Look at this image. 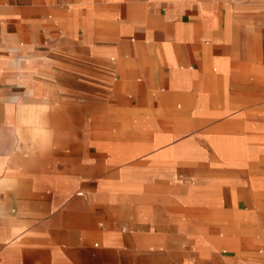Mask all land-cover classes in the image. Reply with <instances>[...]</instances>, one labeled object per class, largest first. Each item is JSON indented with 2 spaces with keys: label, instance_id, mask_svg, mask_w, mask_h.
<instances>
[{
  "label": "crops",
  "instance_id": "1",
  "mask_svg": "<svg viewBox=\"0 0 264 264\" xmlns=\"http://www.w3.org/2000/svg\"><path fill=\"white\" fill-rule=\"evenodd\" d=\"M16 1L0 0V264H264L230 237L236 214L184 211L231 205L247 151L264 155V5Z\"/></svg>",
  "mask_w": 264,
  "mask_h": 264
},
{
  "label": "rangeland",
  "instance_id": "2",
  "mask_svg": "<svg viewBox=\"0 0 264 264\" xmlns=\"http://www.w3.org/2000/svg\"><path fill=\"white\" fill-rule=\"evenodd\" d=\"M233 2L235 5L241 4L245 6L251 4L264 5V0H234ZM10 4L16 5L19 3L16 0H11ZM30 27L31 24H24V26L21 29L24 36L32 35ZM260 53H261V49H260ZM255 66H256L255 67L256 71L264 70L261 60V54H260V60L255 64ZM256 79L257 82L264 85V74H261V76L257 77ZM68 126H70L72 130L77 127V125L73 123L69 124ZM249 142L250 141H248L247 143ZM259 142H262L261 146ZM256 146L264 148V138L258 141L256 143ZM245 159L248 167L253 165L252 164V160H253L254 169L247 168L246 173H248V180L246 185L243 184L242 186H240V188L237 187L235 189L234 188L232 189L233 191H235V193L233 194L232 197H230V201H232L230 202L231 205L226 203L221 205L222 201H225V199L219 200V195L216 194L215 198L217 200H215L214 203L212 202L207 204L205 203L203 204V206H200V208L194 206L192 209L187 208L184 211L191 210L192 212H196V213L197 212H223V213L230 212L236 214L235 218L231 220L232 230H230L231 233L229 232L231 234L230 237L238 238L240 240L243 239V241L246 240L245 242L246 252L249 255V257H258V256L264 257V155L253 157L251 151L248 150ZM257 171L260 173V175L257 173ZM230 183L236 185L235 181H231ZM238 192L242 193L243 195L245 194L244 196L246 198V204L244 203L241 197L239 198L236 195ZM235 201L236 203H234ZM252 213L255 214L254 218L248 219L249 216H252L251 215ZM194 222H195L194 225H196L199 228L212 227L220 230V232L222 233L227 232V229L229 228L228 226L221 224V222H219L218 220L198 217ZM246 233L247 235H245ZM238 244L240 245L239 241ZM237 249L239 248H236V250ZM223 250L228 252L227 248L224 247L221 248V251Z\"/></svg>",
  "mask_w": 264,
  "mask_h": 264
},
{
  "label": "bare ground",
  "instance_id": "3",
  "mask_svg": "<svg viewBox=\"0 0 264 264\" xmlns=\"http://www.w3.org/2000/svg\"><path fill=\"white\" fill-rule=\"evenodd\" d=\"M12 111H13V110H12ZM13 113H14V111H13ZM23 127H24V125H22V124H18V125H17V132L20 133V132L22 131V128H23ZM18 133H17V134H18ZM38 142H39V141H38ZM40 142H41V141H40ZM37 145H38V144H37Z\"/></svg>",
  "mask_w": 264,
  "mask_h": 264
},
{
  "label": "clouds",
  "instance_id": "4",
  "mask_svg": "<svg viewBox=\"0 0 264 264\" xmlns=\"http://www.w3.org/2000/svg\"><path fill=\"white\" fill-rule=\"evenodd\" d=\"M46 108V106H44Z\"/></svg>",
  "mask_w": 264,
  "mask_h": 264
}]
</instances>
